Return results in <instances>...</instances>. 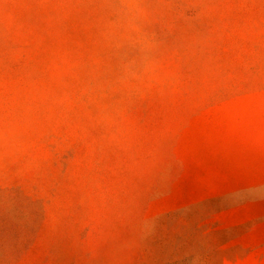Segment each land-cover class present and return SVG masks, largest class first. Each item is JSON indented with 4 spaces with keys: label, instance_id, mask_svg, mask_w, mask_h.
Listing matches in <instances>:
<instances>
[{
    "label": "rangeland",
    "instance_id": "1",
    "mask_svg": "<svg viewBox=\"0 0 264 264\" xmlns=\"http://www.w3.org/2000/svg\"><path fill=\"white\" fill-rule=\"evenodd\" d=\"M0 264H264V0H0Z\"/></svg>",
    "mask_w": 264,
    "mask_h": 264
}]
</instances>
